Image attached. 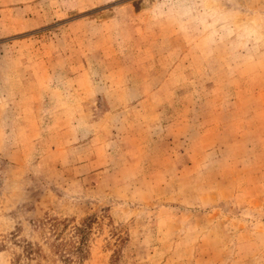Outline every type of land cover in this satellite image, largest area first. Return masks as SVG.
<instances>
[{
    "label": "rangeland",
    "instance_id": "rangeland-1",
    "mask_svg": "<svg viewBox=\"0 0 264 264\" xmlns=\"http://www.w3.org/2000/svg\"><path fill=\"white\" fill-rule=\"evenodd\" d=\"M0 264H264V0H0Z\"/></svg>",
    "mask_w": 264,
    "mask_h": 264
}]
</instances>
